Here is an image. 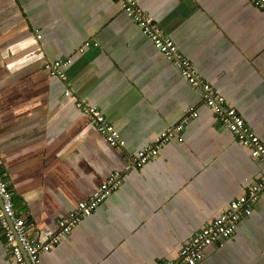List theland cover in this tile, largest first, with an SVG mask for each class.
Instances as JSON below:
<instances>
[{
	"label": "crops",
	"instance_id": "obj_1",
	"mask_svg": "<svg viewBox=\"0 0 264 264\" xmlns=\"http://www.w3.org/2000/svg\"><path fill=\"white\" fill-rule=\"evenodd\" d=\"M264 143V12L249 0H137ZM67 60V79L48 62ZM116 0H0V165L36 240L113 172L124 185L40 264H160L264 176L194 87ZM69 91V94L67 91ZM96 106L125 147L75 105ZM159 154L139 150L189 111ZM0 264H17L0 234ZM199 264H264V193Z\"/></svg>",
	"mask_w": 264,
	"mask_h": 264
},
{
	"label": "built area",
	"instance_id": "obj_2",
	"mask_svg": "<svg viewBox=\"0 0 264 264\" xmlns=\"http://www.w3.org/2000/svg\"><path fill=\"white\" fill-rule=\"evenodd\" d=\"M116 1L121 3L124 12L136 22L144 34L153 39L156 47L168 58L174 59V65L188 83L201 88L203 102L214 111L219 121L231 130L240 143L250 149L251 156L264 161V143L260 137L250 128L237 109L228 104L207 78L196 70L194 63L182 53L178 45L164 35L156 17L142 9L137 0ZM249 2L264 12V0H249ZM68 63L69 61L60 59L48 62L46 67L52 75L65 80L67 75L63 67ZM69 91H67L68 94ZM75 105L86 114L90 123L105 136L111 146L125 147V141L121 134L101 109L87 104L80 98L75 101ZM198 116V111H189L180 124L163 130L151 145L138 151L134 167H141L156 157L164 144L179 136L185 125ZM124 179L125 175L120 171L111 173L88 200L80 201L75 210L59 220L60 230L58 233H50L45 239L36 240L30 232L26 212L16 207L11 187L0 165V234L17 264H40L42 253L51 252L59 244L64 234L70 233L80 220L90 216L111 193L122 187ZM262 193H264V176L252 184L244 195L233 200L229 208L211 224L193 234L176 258L162 261L160 264H199L208 246L220 239L232 237L240 220L250 217L256 212Z\"/></svg>",
	"mask_w": 264,
	"mask_h": 264
},
{
	"label": "clouds",
	"instance_id": "obj_3",
	"mask_svg": "<svg viewBox=\"0 0 264 264\" xmlns=\"http://www.w3.org/2000/svg\"><path fill=\"white\" fill-rule=\"evenodd\" d=\"M190 60V59H189ZM191 61V60H190ZM192 62V61H191ZM195 66V65H194ZM88 104V103H87ZM147 146V145H146ZM14 199V198H13ZM57 246V245H56Z\"/></svg>",
	"mask_w": 264,
	"mask_h": 264
},
{
	"label": "water",
	"instance_id": "obj_4",
	"mask_svg": "<svg viewBox=\"0 0 264 264\" xmlns=\"http://www.w3.org/2000/svg\"><path fill=\"white\" fill-rule=\"evenodd\" d=\"M256 208H258V205H257V207Z\"/></svg>",
	"mask_w": 264,
	"mask_h": 264
}]
</instances>
